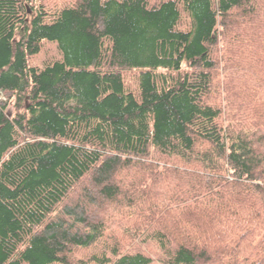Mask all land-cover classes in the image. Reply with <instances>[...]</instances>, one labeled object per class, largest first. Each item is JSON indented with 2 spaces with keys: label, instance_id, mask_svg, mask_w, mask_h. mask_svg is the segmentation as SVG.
Instances as JSON below:
<instances>
[{
  "label": "trees",
  "instance_id": "obj_1",
  "mask_svg": "<svg viewBox=\"0 0 264 264\" xmlns=\"http://www.w3.org/2000/svg\"><path fill=\"white\" fill-rule=\"evenodd\" d=\"M48 3L0 0V264H264V0Z\"/></svg>",
  "mask_w": 264,
  "mask_h": 264
},
{
  "label": "rangeland",
  "instance_id": "obj_2",
  "mask_svg": "<svg viewBox=\"0 0 264 264\" xmlns=\"http://www.w3.org/2000/svg\"><path fill=\"white\" fill-rule=\"evenodd\" d=\"M72 1L73 0H49L48 6L50 8L59 7V6H62L66 3H70ZM226 44H227V42H225L222 47L218 48V53L220 54V56H222L221 51H224V46L227 49ZM226 52H227V50H226ZM59 59H61V54H60V51L58 50L57 45L55 43L45 42L42 46L41 52L38 55L34 56L31 59L30 63L34 67L44 68L48 64H51L52 62L57 61ZM186 69H187V67L184 66L183 70H186ZM138 78H139V72L136 70L124 72V79L126 81V86L130 91H132L134 93H138V85H139ZM5 98H6L5 96H0V100H4ZM8 110L11 111L12 116H14L17 113V110H16L13 103L9 105ZM8 110H7V112H8ZM134 172L136 173V171H134V170L131 172H128V173L121 172L117 176H119L118 177L119 179H121V180L123 179L125 181V185H127L128 182H132V181L139 179V178L135 179L136 175ZM173 184H175L176 188L180 187L179 183L177 181H173L172 185ZM92 186L93 185H91V190L94 191L93 192V198L95 199V188H93ZM170 187H171V184H170ZM81 188L82 187L77 188L76 192L73 193L68 198V201H73V202L76 200L80 201L82 198V195H83V193H82L83 190ZM125 189H127V188H125ZM125 189H123V190H125ZM139 190H140V188H138V191ZM161 190H162V188H161ZM161 190H159L158 186H152V187L149 186L148 189L144 193L147 195V198L151 199V200L153 199L152 198V193H153L155 195L156 199L159 200L160 196H162V193H163V191H161ZM171 190H174V187H172ZM168 193L170 194L171 192H168ZM138 194H139V192H137V195ZM147 198L142 197L141 199H139V201L141 200V203H138L139 204L137 206L138 210H141V209L146 207ZM123 199L124 198L119 199V200H121L120 202H124ZM116 205L117 204L110 205L107 203L103 210H101V209L99 210V208L95 209V206L94 207L90 206V209H89L90 213H89L88 217L91 218L90 219L91 221L95 222V217L98 216L97 217L98 221H100V222L105 221L107 224V227L111 228V229H109V231L113 232V234L115 235L113 238H115V239L117 238V240H121L122 243L127 244V241H124L122 239V237H123L122 232L124 229L133 226L134 218L131 216H134V212H136V209L134 211V207L128 208V206H126L127 205L126 203L118 204V206H116ZM91 208H93V209H91ZM95 210H96V213H95ZM139 212L140 211H138V213ZM117 240L109 239L108 241L111 242L112 244H114L113 242L117 241ZM74 254H75L74 255L75 258H77L78 256H79V258H86L92 254H95V245L93 247H91L89 250L88 249L87 250H78V251L76 250Z\"/></svg>",
  "mask_w": 264,
  "mask_h": 264
},
{
  "label": "water",
  "instance_id": "obj_3",
  "mask_svg": "<svg viewBox=\"0 0 264 264\" xmlns=\"http://www.w3.org/2000/svg\"><path fill=\"white\" fill-rule=\"evenodd\" d=\"M7 114H8L9 117H12V113H11L10 110H8Z\"/></svg>",
  "mask_w": 264,
  "mask_h": 264
}]
</instances>
